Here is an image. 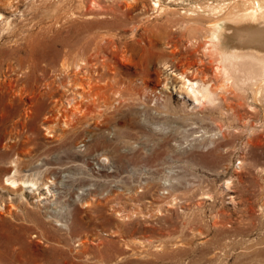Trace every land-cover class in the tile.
Returning <instances> with one entry per match:
<instances>
[{
    "label": "rangeland",
    "instance_id": "rangeland-1",
    "mask_svg": "<svg viewBox=\"0 0 264 264\" xmlns=\"http://www.w3.org/2000/svg\"><path fill=\"white\" fill-rule=\"evenodd\" d=\"M242 2L0 0V264H264V94L231 88L201 110L178 76L210 67L193 26ZM111 61L140 99L108 81L87 120L48 137L53 101L73 102L69 76L104 84ZM14 158L53 194L6 185Z\"/></svg>",
    "mask_w": 264,
    "mask_h": 264
},
{
    "label": "bare ground",
    "instance_id": "bare-ground-1",
    "mask_svg": "<svg viewBox=\"0 0 264 264\" xmlns=\"http://www.w3.org/2000/svg\"><path fill=\"white\" fill-rule=\"evenodd\" d=\"M237 2L236 4H238ZM241 2L242 7L238 8L237 5L230 4L232 6L226 12L225 16L220 18L217 16L218 18L209 21L208 25L198 24L193 26V30L188 33V41L192 45V49L194 51L202 49L204 56L206 55L208 58V64H210L208 68H197L195 71H190L191 67L186 66L178 73L181 84L180 89L184 95L192 100L193 108H199L201 110L209 106L219 108L221 102L220 94L229 91L231 88L240 91L239 93L241 95L248 91L253 100L258 99L262 93L264 94V0H241ZM153 3L156 9L160 8L162 10L161 0H153ZM194 12L192 11V13ZM215 12L213 11V13ZM213 13L211 15H214ZM227 19H230L236 26L225 25L227 24ZM229 28L233 33L232 35L228 34ZM131 42H128V44ZM142 46L141 44L140 47ZM82 62L83 60L74 63V70L82 67ZM105 65L107 67L105 73L109 78L107 77L108 80L106 79L104 84H100V81L96 77L91 75L85 76L81 71H74V74L78 75L80 73L78 77L75 76L70 79L69 76L67 82L69 87H67V90L71 93L74 92L72 96L73 102L71 103L67 99L68 97L64 96L66 104H70L68 107L70 109L66 110L65 108L67 106L62 99L53 101L49 116L50 124L45 127V134L48 137L53 136V128L61 125V123L64 125V128H72L75 126L74 123L87 120L89 114H91L87 112L89 108L88 104L89 106L99 107V100H108V95L106 94L105 97L102 94L103 92L105 93L104 89L111 85L109 82L118 83L126 81L127 84L126 82L125 84L129 85L128 89L131 91L130 94H134L137 100L140 99V95L142 96L143 92L141 93L139 89L134 88L131 82L133 78H125L123 76V79H118L121 76H118L117 64L114 61ZM67 67L68 65H62V68ZM209 68L212 70V74L209 73ZM113 91V95H120V92ZM113 95L111 96L112 101L114 100ZM23 101H25V96L22 92L13 93L9 97L10 103L22 104ZM31 111V106L23 108L24 121L32 114ZM19 162L20 160L18 158L10 161L12 171L4 179L6 185L18 190H22L25 187L46 185L47 193H52L49 188V183L53 181L44 178L43 170L38 169L29 174H21L19 172ZM230 183V179L224 181L222 189H228L231 186ZM175 202L176 197L171 196L166 204L171 205ZM139 243L143 244L142 241H139Z\"/></svg>",
    "mask_w": 264,
    "mask_h": 264
}]
</instances>
